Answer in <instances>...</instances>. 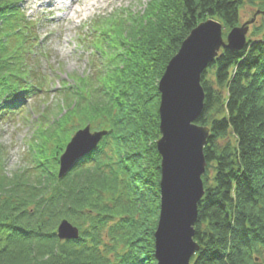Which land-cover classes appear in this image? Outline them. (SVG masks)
Wrapping results in <instances>:
<instances>
[{
  "label": "trees",
  "instance_id": "trees-1",
  "mask_svg": "<svg viewBox=\"0 0 264 264\" xmlns=\"http://www.w3.org/2000/svg\"><path fill=\"white\" fill-rule=\"evenodd\" d=\"M19 1L0 0V116L12 110L3 101L49 89L40 72L31 75L35 58L21 33L24 19L10 10ZM245 3L264 11V0H152L143 22L127 33L129 46L121 39L124 25L105 24L118 41L108 46L118 50L108 63L116 64L113 72L62 84L57 92L67 102L60 123L71 116L83 128L109 134L62 179L54 172L58 157L6 173V150L0 147V264H156L157 83L194 28L216 20L229 32L245 23ZM263 29L253 31L242 51L222 50L201 78L205 105L196 124L208 127L210 135L194 236L200 251L190 264H264V34L258 38ZM46 135L40 156L47 154ZM65 220L80 230L77 241L58 240L57 227ZM108 222H114L113 248L102 245ZM119 245L124 251L113 263L108 254Z\"/></svg>",
  "mask_w": 264,
  "mask_h": 264
},
{
  "label": "water",
  "instance_id": "water-1",
  "mask_svg": "<svg viewBox=\"0 0 264 264\" xmlns=\"http://www.w3.org/2000/svg\"><path fill=\"white\" fill-rule=\"evenodd\" d=\"M260 13L232 29L226 40L223 25L218 21L199 24L182 42L158 83L162 137L156 142L161 157L160 213L154 234L157 264H190L200 251L194 236L198 205L205 195L202 176L207 161L204 148L210 135L208 127L196 124L205 105L201 78L222 50L236 53L245 48L249 27ZM105 135V132L92 134L90 127L79 131L61 157L59 178L93 150ZM57 237L60 241L77 240L79 230L65 220L58 226Z\"/></svg>",
  "mask_w": 264,
  "mask_h": 264
},
{
  "label": "rangeland",
  "instance_id": "rangeland-1",
  "mask_svg": "<svg viewBox=\"0 0 264 264\" xmlns=\"http://www.w3.org/2000/svg\"><path fill=\"white\" fill-rule=\"evenodd\" d=\"M151 1L152 0H108L104 2L102 0H76L69 9L65 7L63 0H25L21 2L22 4H19L18 7L16 6L14 10H12L13 7H11L10 10L13 12L16 9H23L25 15L27 14L29 19L32 20V26H34L32 30L36 31V36H38L40 41H44V51H41L38 57L31 56L35 59L33 60V64L30 65V71H32V77L38 72H40L43 77H46L47 82H44V84L46 83L47 88H49L51 92H54V89L59 88V85L65 84L67 87H70L75 84L76 80L82 81V78L87 79L92 77L95 73L104 72L105 70L106 72H113V68L116 64L110 68L108 63H110L112 51L114 50V54L116 53L117 55L118 50L114 47L113 50L110 51L107 46V55L104 53V57L107 59H103L95 54L91 57L89 45H85L82 42L84 34L85 36H90L87 32V27L91 26V23L98 17L103 18L100 25L104 28L105 24L110 22H117V24L124 25V30L122 31L124 33L121 39L129 46L131 44L126 42L125 37L134 25L135 29H137L141 20L143 22L141 15L144 10L146 11ZM260 7L262 6L245 3L240 9L241 23L249 21L257 12H261L260 15L257 16L254 24L250 25L247 38L253 39V31H255V29H260V27H264V11L260 10ZM121 12L126 15V17H117V14ZM12 14L13 13H9V15ZM128 23L130 24L126 25ZM229 32L225 29L223 30L224 40H226ZM263 34L264 29L258 38H261ZM258 38L256 37L255 39ZM93 41L94 38L87 42H91V46H93L96 44L92 43ZM109 41L118 46L117 39ZM28 47H30L29 43ZM45 54L47 55L44 56ZM91 58H93V60ZM102 62H104L105 65H102ZM116 63L117 66L119 65V68L123 66L120 63V59ZM42 81H44V78H42ZM1 90H3L2 87ZM64 94V92L48 93L40 95L38 99H31L29 101L26 99L28 102L25 103V108L22 112L19 114L14 113L9 116L6 115L0 119V147L6 150L4 168L6 173L9 174L18 169L28 168L30 162H33L34 165L35 161L38 163L43 160L42 162L46 164L48 162L46 161V156L51 162L55 157L60 158L73 135L77 130L83 128V126H79L71 116L69 118L66 116L64 121L60 123L66 113H61L64 108L63 106L67 105L63 96ZM48 110H50L49 114H46L45 117H40V112L45 111V113H48ZM14 112H16V110H14ZM44 122L46 123L43 126ZM67 124L69 126H67ZM75 127L78 129L75 130ZM62 129H64V131ZM44 133L45 135L47 134L43 137L47 146V154L45 153L46 155L43 154L40 156L38 155L39 149H41V146L44 144L40 139ZM160 138L161 134L159 139ZM39 142L40 144H38ZM107 151H109V148ZM55 169L54 172L58 176L60 170L59 166ZM159 180H161V170ZM113 226L114 222H108L105 229H103V246L109 245L113 248L109 239V229ZM123 251V246L119 245L117 246L116 252H110L108 254V258L114 263L117 260L116 254H121Z\"/></svg>",
  "mask_w": 264,
  "mask_h": 264
},
{
  "label": "bare ground",
  "instance_id": "bare-ground-1",
  "mask_svg": "<svg viewBox=\"0 0 264 264\" xmlns=\"http://www.w3.org/2000/svg\"><path fill=\"white\" fill-rule=\"evenodd\" d=\"M102 1L107 2L108 0H102ZM65 7H66V4H65Z\"/></svg>",
  "mask_w": 264,
  "mask_h": 264
}]
</instances>
